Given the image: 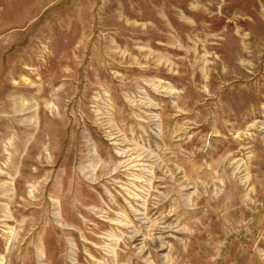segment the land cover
I'll return each mask as SVG.
<instances>
[{
  "label": "rangeland",
  "instance_id": "obj_1",
  "mask_svg": "<svg viewBox=\"0 0 264 264\" xmlns=\"http://www.w3.org/2000/svg\"><path fill=\"white\" fill-rule=\"evenodd\" d=\"M0 264H264V0H0Z\"/></svg>",
  "mask_w": 264,
  "mask_h": 264
}]
</instances>
